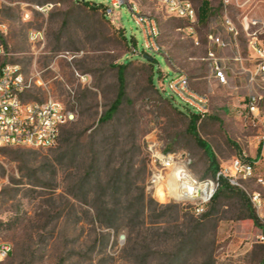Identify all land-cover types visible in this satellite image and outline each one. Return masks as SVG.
Here are the masks:
<instances>
[{
	"label": "rangeland",
	"instance_id": "1",
	"mask_svg": "<svg viewBox=\"0 0 264 264\" xmlns=\"http://www.w3.org/2000/svg\"><path fill=\"white\" fill-rule=\"evenodd\" d=\"M209 1L210 19L200 25L202 44L196 46L182 37L184 21L169 14L161 0H129L160 28V50L150 53L159 91L148 81L149 67L131 56L115 30L122 29L144 51V35L128 4L106 21L101 11L76 0H0L10 53L0 62L17 63L43 82L24 99L53 97L76 111L52 148L0 147V243L12 245L0 264H264L259 238L264 205L258 209L251 199L258 193L264 200V185L257 180L264 178V77L249 81L255 63L250 43L264 46V0H233L227 6ZM45 4L53 5L47 14L36 9ZM227 17L239 31L238 48L219 54L228 58L239 51L243 62L227 60L229 83L220 85L205 60L214 48L206 36H228ZM32 30L43 31L44 39L32 41ZM126 57L137 59L127 71L126 99L102 124L118 90L115 66ZM178 72L210 97L209 111L198 122L205 149L186 131L189 118L163 96L187 113L193 110L168 88ZM77 73L88 75L90 83ZM251 93L261 96L257 118L247 108ZM151 135L162 147L190 153L199 175L209 154L220 167L242 154L255 161V176L241 189L248 203L230 191L207 214L195 216L181 204L158 202L147 189ZM252 210L259 222L248 218Z\"/></svg>",
	"mask_w": 264,
	"mask_h": 264
},
{
	"label": "built area",
	"instance_id": "2",
	"mask_svg": "<svg viewBox=\"0 0 264 264\" xmlns=\"http://www.w3.org/2000/svg\"><path fill=\"white\" fill-rule=\"evenodd\" d=\"M161 1L169 14L184 21V26L179 28L182 37L191 39L196 46L201 45L200 5H196L192 0ZM222 1L225 6L233 2ZM123 4L129 5L136 23L142 30L145 38L144 52L160 50L157 44L160 28L156 20L143 13L135 2L108 0L104 4L106 15L110 18ZM52 7V4H45L37 6L36 9L47 14ZM28 16L27 13L26 17ZM256 23L257 21H253V24ZM224 27L228 36L221 32H210L206 36L208 43L214 48H209L205 60L209 62L211 71L220 85L229 83V67L226 61L243 62L239 51L228 58L219 54V51L238 48L239 31L236 25L227 17ZM4 35L5 25L0 24V57L10 55ZM30 39L42 41L43 31L32 30ZM250 47L254 51L255 63L253 69L249 70V81L254 83L264 77V46L252 41ZM77 76L82 83H90L88 75L77 73ZM34 84L42 85L43 82L40 78L36 79L35 75L27 76L17 63L0 62V147L52 148L58 142L62 127L75 119L76 111L68 109L63 101L56 98L49 97L44 101L25 100V93ZM161 87L164 90V86ZM168 88L201 117L209 111V95L194 90L187 74L178 72V75L170 80ZM260 100L261 96L254 93L248 96L247 108L254 118H257L260 112ZM146 149L149 156L147 189L150 195L162 204H181L195 216H202L207 212L223 180L232 187L244 189L243 182L255 176L256 162L249 160L245 154L234 157L229 165L221 166L213 177L201 178L194 171L193 157L187 151L167 150L153 135L148 137ZM257 180L264 185L263 177L257 176ZM251 199L258 209L264 205V200L258 193H253ZM259 238L264 241V235ZM11 253L10 243H0V260L6 259Z\"/></svg>",
	"mask_w": 264,
	"mask_h": 264
},
{
	"label": "trees",
	"instance_id": "3",
	"mask_svg": "<svg viewBox=\"0 0 264 264\" xmlns=\"http://www.w3.org/2000/svg\"><path fill=\"white\" fill-rule=\"evenodd\" d=\"M76 2L79 5L83 6L84 8H87L88 10H94L96 12L101 11L102 17L104 18V20L111 21L110 18L105 13V5L103 3H94V2H90V1H86V0H76ZM210 12H211L210 1L209 0H202V3L199 6V16H200V23L201 24L207 22L210 19ZM115 30L118 32L120 38L124 41V43L129 48V52H130L131 56L132 57L140 56L142 58V60L141 59H138V60L142 61L144 64H146L149 67L148 81L152 87H155L157 90L160 91L161 90L160 87L158 85H156V83H155L154 63H155L156 59L153 57V54L146 53L144 51H141V52L138 51L135 47V41L136 40L134 38L129 39L127 37L126 33H124V31H122V29H115ZM134 60H137V59H133L131 57H126L121 62H118L116 64L115 67L117 68L118 90H117V94H116L115 99L110 104V107L107 110H105L100 117V121L102 124L107 123L110 120H112V118L121 109V107L124 103V100L126 99L127 71H128L130 64ZM163 96L166 99H168V101L173 105L174 108H176L179 112L185 114L189 118L186 131L189 134H191L195 138L196 142L205 149L206 144L201 139L199 131H198V122L201 118V115H199L198 113H196L193 110L192 111L189 110V113H187L182 108H179L178 106H176L173 103L171 98H169L165 95H163ZM185 107L188 108L189 106L185 104ZM166 149L167 150H173L171 147H167ZM208 159H209V164H208L207 169L203 173V175L197 174L201 178L213 177L215 175V173L217 172V170L220 168V164L218 163L215 156L209 154ZM194 165H195V163H194ZM194 165H193V169L195 171ZM230 191L232 193H234L236 196H238V198H240L244 202L247 201V203H248V199L246 198L245 193L241 189L232 187L228 182L223 180L220 188L217 190V192H216L212 202L210 203L209 207L212 206L224 193L230 192ZM207 213H208V211L205 214H207ZM248 218L252 219L254 222H259V217L255 213L254 210H252V212L249 213Z\"/></svg>",
	"mask_w": 264,
	"mask_h": 264
},
{
	"label": "crops",
	"instance_id": "4",
	"mask_svg": "<svg viewBox=\"0 0 264 264\" xmlns=\"http://www.w3.org/2000/svg\"><path fill=\"white\" fill-rule=\"evenodd\" d=\"M250 52L252 53L251 58H254V51L252 50V48L250 49Z\"/></svg>",
	"mask_w": 264,
	"mask_h": 264
},
{
	"label": "water",
	"instance_id": "5",
	"mask_svg": "<svg viewBox=\"0 0 264 264\" xmlns=\"http://www.w3.org/2000/svg\"><path fill=\"white\" fill-rule=\"evenodd\" d=\"M146 57V56H145Z\"/></svg>",
	"mask_w": 264,
	"mask_h": 264
}]
</instances>
